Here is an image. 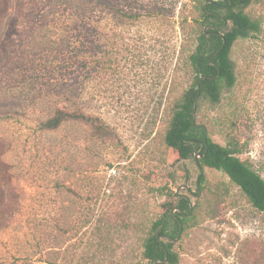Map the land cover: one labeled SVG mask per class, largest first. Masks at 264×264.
I'll list each match as a JSON object with an SVG mask.
<instances>
[{
    "label": "rangeland",
    "instance_id": "rangeland-1",
    "mask_svg": "<svg viewBox=\"0 0 264 264\" xmlns=\"http://www.w3.org/2000/svg\"><path fill=\"white\" fill-rule=\"evenodd\" d=\"M3 1L0 11L8 7L18 22L8 39L0 28V156L7 163L0 180L5 199L13 194L18 209L0 232V264L44 260L53 256L54 247L58 264H67L71 256L77 259L95 248L91 222L101 211L116 223L135 220L141 208L151 217L158 204L176 203L177 188L191 204L199 199L195 217L175 242L180 264H264V213L224 173L199 168L201 148L189 159L176 160L164 144V100L173 64L165 70L169 40L154 41L156 31L161 32L156 28L162 27L144 18L129 25L131 33L148 39L142 47L152 57L141 68L135 69L136 61L126 60L119 50L115 64L86 73L87 112L101 114L111 130L102 141L78 121L53 130L40 127L57 107L68 105L56 95V78L82 73L72 63L66 67L69 55L60 53L65 44L59 38L66 34L56 31V1L61 0H8V6ZM171 1L118 3L136 11L142 4ZM179 8L177 3L176 13ZM243 10L259 21L260 30L234 42L229 57L235 81L221 89L216 103L202 99L196 120L220 144L236 137L243 144L240 158L264 179V0H250ZM157 73L163 75L159 82L153 79ZM160 96L162 105H154ZM200 173L205 175L201 188ZM166 182L170 195L152 191ZM119 230H126L113 234L121 252L126 242ZM127 242L134 241L129 237Z\"/></svg>",
    "mask_w": 264,
    "mask_h": 264
},
{
    "label": "trees",
    "instance_id": "trees-1",
    "mask_svg": "<svg viewBox=\"0 0 264 264\" xmlns=\"http://www.w3.org/2000/svg\"><path fill=\"white\" fill-rule=\"evenodd\" d=\"M207 1L209 3L206 4ZM249 2L250 0H172L167 5L159 2L142 4L136 11H132L131 7L120 6L118 0L56 1V31L66 33L59 38L65 44L60 53L69 55L65 57L69 58V65L66 67L75 65L74 70L84 75L79 73L71 79L62 74L56 78V95L68 105L57 107L50 116L40 121V127L53 130L64 123L78 121L89 125L98 139H109L111 130L105 123L108 121L99 113L87 112L90 91L87 90L89 76L86 73L105 63L110 66L115 64L117 60L114 57L119 50L123 51L126 60L136 61L135 69L141 68L144 61L150 62L152 56L142 47L148 39L144 34L131 33L129 26L144 18L162 27H154L161 30L156 31L155 42L163 43L164 39L170 42L165 70L170 64H173V68L168 94L164 100V116H167L168 123L163 135L164 144L174 152L176 160L189 159L201 148L200 154L204 157L197 163L199 168L207 167L224 173L241 190L251 206L264 213V179L248 160L240 158L243 144L234 136L227 137L225 144L213 141L206 135L203 124L197 122L196 118L192 122V106L200 77L206 76L200 82L196 113L202 99L216 103L221 89L233 85L235 75L229 51L234 42L239 38L254 36L260 30L259 21L252 19L243 10ZM5 3L3 1L4 5H9L8 0ZM177 3H180L178 13L175 12ZM17 22L16 15L8 13V7L0 11V28H3L7 39L16 33ZM224 22L222 29L211 27L220 26ZM205 26L207 34L204 32ZM105 31L113 33L107 36ZM217 50L219 52L211 59L214 64H207V56ZM136 76L137 72L132 78ZM153 76L154 81L159 82L163 75L157 73ZM216 76L218 78L215 79ZM101 78L100 76L99 79ZM162 102L160 96L154 105L156 103L160 106ZM6 167L7 163L0 156V179L1 174L6 172ZM197 180L200 188L203 187L205 175L200 173ZM3 181L0 180V232L9 226L18 209L13 194L5 199L6 191L1 186ZM171 181L175 183V178L172 177ZM169 183L154 187L152 191L159 196L170 195L172 190ZM174 195L177 198L175 204L168 201L158 204L156 214L151 217L146 216L141 208L133 221L122 220L116 223L110 213L101 211L91 222L95 248L77 259L71 256L67 264H154L156 260L164 258V249L168 252L167 261L158 264H180L173 239L178 236L180 225L183 231L195 217L199 199L191 204L190 197L178 192ZM123 228L126 231L119 230V237L126 244L118 252L117 240L113 234ZM129 237L134 242L128 243ZM52 249L50 253L53 256L48 253L52 259H28L24 264H58L59 250L56 247Z\"/></svg>",
    "mask_w": 264,
    "mask_h": 264
},
{
    "label": "water",
    "instance_id": "water-1",
    "mask_svg": "<svg viewBox=\"0 0 264 264\" xmlns=\"http://www.w3.org/2000/svg\"><path fill=\"white\" fill-rule=\"evenodd\" d=\"M230 2H231V1H230ZM207 3H209V1H207L206 4H207ZM220 18L223 20V17H222V16H221ZM224 26H225V22H224L222 25H220V26H211V27H212L213 29H222ZM206 29H207V26L204 27V32H205V34H207ZM218 52H219V50H217V51L214 52L213 54L207 56V58H208V62H207V64H212V65L214 64V62L211 61V59H212L213 57H215V56L217 55ZM205 77H206L205 75H202V76L200 77V80H199L198 84L196 85L197 96H196L195 101H194L193 106H192V122H194V121H195V118H196V104H197V100H198L199 93H200V82H201ZM207 77L210 78V76H207ZM214 78L216 79V78H218V76H216V77H214ZM204 140H205V138H204ZM202 157H204V155H202ZM197 184H198V180H197ZM183 187L187 188V186H185V185H183ZM176 192H178V188H177ZM172 211H174V209H172ZM181 231H182V227H181V225H180V231H179V234H178V236H177L176 238L173 239L174 242H176V241L179 239L180 234H181ZM166 238L171 239L170 236H166ZM167 258H168V252H167L166 249H164V258H163V259H158V260H156V261L154 262V264H158L159 262H161V263H165V262L167 261Z\"/></svg>",
    "mask_w": 264,
    "mask_h": 264
}]
</instances>
